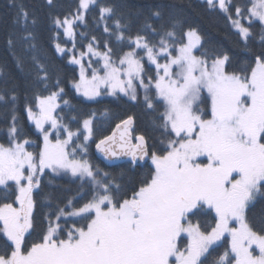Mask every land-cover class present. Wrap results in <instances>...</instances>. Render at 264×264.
<instances>
[{"label":"snow or ice","instance_id":"obj_1","mask_svg":"<svg viewBox=\"0 0 264 264\" xmlns=\"http://www.w3.org/2000/svg\"><path fill=\"white\" fill-rule=\"evenodd\" d=\"M201 2L223 13L236 30L246 58L243 67L229 70L233 55L205 47L199 28L186 24L183 17L170 14L165 20L164 5L150 8L143 23H138L144 10L129 0L100 7L97 26L103 22L108 34L103 50L93 36L87 52L70 59L81 68L74 87L88 100L120 93L138 102L143 89L146 109L156 113L152 126L161 133L158 151H150L145 135L136 136L133 143L131 116L116 125L118 136L113 131L96 144L112 163L128 157L135 168L150 160L149 172L127 196L109 173L88 158L95 114L83 120V131H73L71 121L63 123V117L56 115L64 89L59 79L50 83L48 65L32 30L37 21L23 3L10 0L9 7L15 9L12 23L23 28L19 34L9 33L6 41L17 68L25 72L27 57L35 70V84L57 91L36 96L38 112L26 108L42 136L38 152L26 147L36 144L22 138L15 112L8 143H0V191L5 199L9 193L15 195L14 202L0 203L4 239L0 264H264V207L258 224L250 218L256 205L264 202V0H247L243 6L232 0ZM46 3L52 6L53 0ZM95 3L79 0L71 19L53 20L73 40V48L74 28L77 22L86 25L85 12ZM153 18L161 21L159 25L148 22ZM257 24L258 40L253 31ZM113 38L128 51L116 56L110 47ZM56 50L69 51L59 43ZM85 55L102 61L99 68L89 61L90 75L82 62ZM145 60L154 66V75ZM26 76H33L32 70ZM17 100L14 89L6 102L14 107ZM45 169L55 175L70 174L81 185L75 195L45 213V230L29 246L26 234L35 226L33 191L40 188ZM48 207L52 208L51 202ZM212 213L214 225L198 219ZM225 234L230 237L229 248L213 256L214 246Z\"/></svg>","mask_w":264,"mask_h":264},{"label":"trees","instance_id":"obj_2","mask_svg":"<svg viewBox=\"0 0 264 264\" xmlns=\"http://www.w3.org/2000/svg\"><path fill=\"white\" fill-rule=\"evenodd\" d=\"M18 2L23 3L37 21L32 30L36 37L35 43L41 52L42 61L48 65L51 77L50 83L54 84L59 79L60 87L64 89V93L58 98L60 107L57 109L56 115L63 117V123H69L71 121L70 127L73 131H76L78 128L81 130L84 119H88L93 113L95 114L93 120V136L87 143L88 158L102 172L109 173L110 178L114 179L116 184H120L124 193L130 196L134 187L139 186V181L152 167L150 161L148 160L141 165H137L135 168L129 162L107 166L96 155L94 147L101 139L109 136L117 124L131 116L133 117V141L135 142L136 136L145 135L150 151H158L162 147L159 142L161 133L152 126V121L156 113L146 109L141 93L138 102L130 101L122 96H101L94 101H85L71 88V83L75 82L78 78V72L74 66L68 64L66 56H60L55 51V42L66 44V41L63 35L55 28L53 20L54 18H60L62 20L66 16L73 15L78 8L79 0H53L52 6L47 5L46 0H18ZM120 2L121 0H96V3L90 6V10L85 14L86 25L83 23L82 25L78 24L76 26V39L79 47L83 48L84 44H87L95 36V42L100 50H103L104 43L108 41V34L103 31V22L97 26L99 9L106 4ZM129 2L144 10V16L140 18L138 23H143L145 17L149 14L150 8L156 5L166 6L164 8L165 20H167L170 14L183 17L186 24H192L199 28L204 38L205 47L214 46L217 49L226 50L233 55V65L229 70L239 69L244 66V60L246 58L240 51L241 38L231 28L230 22L219 10H209L199 0H129ZM232 2L233 4L243 6L247 0H232ZM9 3L10 0H0V95L5 96V100L0 101V143L5 145L8 143V128L11 123V115L15 112L18 117V127L22 128L24 133L22 138H27L35 142L36 146H27L29 151L35 153L41 147V138L29 123L26 108L28 106L34 108L37 95L47 96L50 91H57V89L50 88L49 91H45L42 86L35 84V70L31 62L27 60V57H25V72H21L17 68L16 60L12 51L8 48L6 41L9 33L15 32L19 34L23 32V28L12 23L15 9L9 7ZM148 22L159 25L161 21L153 18ZM244 23L247 24L246 22ZM253 31L257 33L256 39L258 40V34L260 32L259 24L256 25ZM82 34H87V38H83ZM133 34H135V26L133 28ZM110 47L113 48L116 56L128 51L126 46L122 47L117 44L114 38L110 41ZM253 47L255 51H259V47L255 43H253ZM16 52L18 55L22 54L19 43L16 45ZM145 66L149 68V74L154 75V68L150 67L146 62ZM28 70H32L33 76H26ZM14 89L18 100L13 107V105L6 101ZM64 101H68V105H65ZM159 111H163L162 106L159 107ZM72 117H76V119L72 120ZM82 140L83 137L81 136ZM40 179V188L33 191V199L36 202L34 209L35 226L30 234H26V240L29 246L32 242H38L45 230L43 221L45 213L53 210L58 203L62 205L67 197L75 195L81 185V181L77 178L63 173L61 175H55L51 171H45ZM87 189L88 186L85 184V192H87ZM89 196L90 193L85 196V199L89 198ZM14 201V194L9 193L5 199L3 191H0V203H12ZM49 202L52 204L51 209L48 207ZM262 207H264V202L258 203L252 210L254 215L250 214V218L254 219L257 224ZM198 219H200L202 224L206 221L208 224L214 225V213ZM3 245L4 239L0 237V250L3 249ZM214 247L215 251L213 252V256H218L223 253V251L229 248L228 238L223 237Z\"/></svg>","mask_w":264,"mask_h":264},{"label":"rangeland","instance_id":"obj_3","mask_svg":"<svg viewBox=\"0 0 264 264\" xmlns=\"http://www.w3.org/2000/svg\"><path fill=\"white\" fill-rule=\"evenodd\" d=\"M199 1H201V0H199ZM76 11H77V10H76ZM76 11H75V13H76ZM75 13H74V14H75ZM74 14H73V15H74ZM85 14H86V12H85ZM73 15L69 16L68 18L71 19ZM245 22L247 23V21H245ZM78 24L82 25L83 23L77 22V25H78ZM77 25H76V26H77ZM230 25H231V23H230ZM54 26H55V28L57 29V31L60 32V33L63 35V38H64L65 41H66V44H60V43H59V44H60L62 47H65L66 49L69 50V51H67L66 54H61V53L57 52V50H56V44H57L58 42H55V43H54L55 51H56V53H57L58 55H60V56H66V60H67L68 64L74 66V67L77 69V72H78V78H77V80L75 81V82H77V81L79 80V77H80V71H81V68H80V65L70 63V59H71V57H72L73 55H75L76 57H80V54H81L82 52H85V53H86V52H87V45H88L89 42H88L87 44H84L83 48H81V47L78 46V42H77L76 35H75V40H74V42H75V48H73V40L70 39L68 36H66V35L64 34V28H58L55 24H54ZM231 28H232V26H231ZM232 29H233L234 31H236L234 28H232ZM74 32H75V34H76V32H77L76 27L74 28ZM90 41H91V40H90ZM95 43H96V42H95ZM96 44H97V43H96ZM101 51H102V50H101ZM89 61H91L93 68H99V67H101V65H102V61H101L100 63H97V57H95V56H88V55H85L84 58H83V61H82V62H83V64H84V66H85L86 74H88V75H90V74H91V71H92L91 68H88ZM145 62L147 63L146 60H145ZM162 62H163V61H162ZM151 67L154 68V66H151ZM101 74H102V73H101ZM75 82L71 83V88H72V89L75 91V93H76L79 97H81L83 100H85V101H94V100H96L97 98H99V97H96L94 100H88V99L85 98L81 93H78V92L76 91V89H75V87H74ZM140 93L143 95V89H140ZM205 95H206V93H205ZM117 96H122V97H125L126 99H128V97H126V96H124L123 94H120V93H118L116 96L102 95V97H117ZM100 97H101V96H100ZM128 100H129V99H128ZM36 103H37V101H36ZM57 103L59 104V101H58V100H57ZM59 105H60V104H59ZM33 110L38 112V109L36 108V104H35ZM26 114H27V118H28L29 123L34 127L35 131L39 134V132H38V131L36 130V128H35L34 123L29 119L27 111H26ZM45 127H48V125H45ZM81 131H83V123H82ZM39 135H40V134H39ZM40 138H41V146H42L43 141H42V136H41V135H40ZM52 138H53V139L55 138V133H53V137H52ZM61 138H63V136H62ZM90 139H91V138H90ZM89 141H90V140H89ZM89 141H88V142H89ZM88 142H87V143H88ZM26 147H27V146H26ZM149 161H150V160H149ZM150 163H151V162H150ZM45 171H51V170H50V169H45ZM67 175L71 176L70 174H67ZM71 177H72V176H71ZM14 206H18V205H14ZM224 237H227V238H228V245L230 246V237H229L227 234H225ZM256 254H258V251H257Z\"/></svg>","mask_w":264,"mask_h":264},{"label":"water","instance_id":"obj_4","mask_svg":"<svg viewBox=\"0 0 264 264\" xmlns=\"http://www.w3.org/2000/svg\"><path fill=\"white\" fill-rule=\"evenodd\" d=\"M113 131H117V136L119 135V130H117L116 127H115V129H114ZM112 133H113V132H112ZM112 133H111L110 135H112ZM110 135H109V136H110ZM133 143H135V142H133ZM94 150H95L96 155H97L99 158H101V159L103 160V162H104L107 166H113V165H116V164H119V163H122V162H128V161H129V158H128V157H122V158H120V160H119L118 162H116V163H112L111 161H109L108 159H106V158L104 157V154L96 148V145H95V147H94ZM143 163H145V161H140V162L138 163V165H141V164H143Z\"/></svg>","mask_w":264,"mask_h":264}]
</instances>
